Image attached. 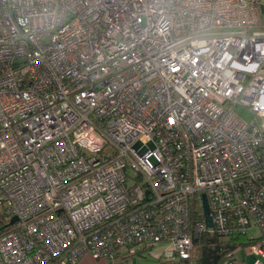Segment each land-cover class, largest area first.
<instances>
[{
	"label": "built area",
	"instance_id": "1",
	"mask_svg": "<svg viewBox=\"0 0 264 264\" xmlns=\"http://www.w3.org/2000/svg\"><path fill=\"white\" fill-rule=\"evenodd\" d=\"M249 229L264 234V0H0V264L157 245L172 262L205 230ZM245 249L264 259V240Z\"/></svg>",
	"mask_w": 264,
	"mask_h": 264
},
{
	"label": "trees",
	"instance_id": "2",
	"mask_svg": "<svg viewBox=\"0 0 264 264\" xmlns=\"http://www.w3.org/2000/svg\"><path fill=\"white\" fill-rule=\"evenodd\" d=\"M264 240V234L236 232L227 236L220 235L217 231L205 230L197 235L193 242V255L191 259H174L170 264H221L224 256L229 252L234 255V251L246 247L253 243H260ZM140 251V249L138 250ZM137 253V252H136ZM162 255L157 257L154 264H169ZM232 259V258H231ZM122 259H108L109 264H121ZM257 264H264L262 259Z\"/></svg>",
	"mask_w": 264,
	"mask_h": 264
},
{
	"label": "rangeland",
	"instance_id": "3",
	"mask_svg": "<svg viewBox=\"0 0 264 264\" xmlns=\"http://www.w3.org/2000/svg\"><path fill=\"white\" fill-rule=\"evenodd\" d=\"M236 110L238 111L239 115H241L244 119H250L252 117L251 112L245 106H239ZM256 232L257 231L254 229H249L247 233L248 235H250V234H255ZM161 247H164V246H161ZM161 247L151 248L148 251V253L145 254L146 255L145 257H133V258H128L126 261L123 260L122 264H154L159 253L162 251V250L161 251L159 250ZM234 255H235L234 256L235 258L232 259L233 261L232 264H240V262H242V259H244L243 257H245L241 249L235 250ZM100 259H103V258H100ZM255 259H256V256L254 254H249L247 256V261L245 263L246 264L254 263ZM103 260L108 262L107 259H103ZM170 263L172 262L170 261L169 264Z\"/></svg>",
	"mask_w": 264,
	"mask_h": 264
},
{
	"label": "crops",
	"instance_id": "4",
	"mask_svg": "<svg viewBox=\"0 0 264 264\" xmlns=\"http://www.w3.org/2000/svg\"><path fill=\"white\" fill-rule=\"evenodd\" d=\"M162 245H157V246H155V247H161ZM154 248V247H153ZM162 248L163 247H161L159 250L161 251L162 250ZM241 250L243 251V253H244V256L245 257H243L244 259H242V262H240V264H246L245 262L247 261V256L249 255V254H254L255 256H256V254L255 253H252V252H248V251H246V249H245V247H243V248H241ZM161 253V252H160ZM145 254H147V252L146 251H137V253H135L134 255H132L130 258H133V257H145L146 255ZM235 255H233V258H235L234 257ZM232 258V259H233ZM256 258H257V256H256ZM232 259L230 260V262L228 263V264H232L233 263V261H232ZM123 260H127V258L126 259H123ZM156 260H157V258H156ZM155 260V261H156ZM164 259L162 258V261H163ZM232 261V262H231ZM123 262V261H122ZM168 263V262H167ZM76 264H109L107 261H105V260H103V259H100V258H94V257H92L90 254H87V253H85V254H83V255H81L80 257H79V259H78V261H77V263ZM122 264V263H121ZM222 264H225L224 262H222ZM251 264H254V263H251Z\"/></svg>",
	"mask_w": 264,
	"mask_h": 264
},
{
	"label": "water",
	"instance_id": "5",
	"mask_svg": "<svg viewBox=\"0 0 264 264\" xmlns=\"http://www.w3.org/2000/svg\"><path fill=\"white\" fill-rule=\"evenodd\" d=\"M202 206H203V211H204V217H205V220H206V224L208 226H211L212 225L211 216L209 214L208 204H207L206 197H205L204 194H202ZM14 219H15L14 217L11 218V220H14Z\"/></svg>",
	"mask_w": 264,
	"mask_h": 264
}]
</instances>
